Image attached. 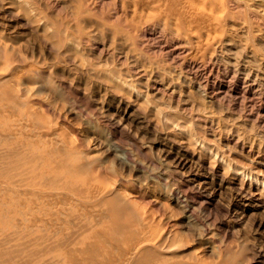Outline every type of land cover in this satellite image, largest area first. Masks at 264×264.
Listing matches in <instances>:
<instances>
[{"label":"rangeland","instance_id":"rangeland-1","mask_svg":"<svg viewBox=\"0 0 264 264\" xmlns=\"http://www.w3.org/2000/svg\"><path fill=\"white\" fill-rule=\"evenodd\" d=\"M252 1L259 31L240 40L254 48L264 39V0ZM75 3L0 0V37L14 38L2 50L46 72L45 87L30 90L28 106L70 146L100 156L108 181L130 188L128 194L114 182L128 204L170 230L179 264H264V100L255 99L260 112L251 111L248 100H214L175 74L164 76L156 92L151 81L158 78L134 76L143 64L134 59L146 54L94 19L72 22ZM53 32L65 43L59 52L48 37Z\"/></svg>","mask_w":264,"mask_h":264},{"label":"bare ground","instance_id":"bare-ground-1","mask_svg":"<svg viewBox=\"0 0 264 264\" xmlns=\"http://www.w3.org/2000/svg\"><path fill=\"white\" fill-rule=\"evenodd\" d=\"M75 1L69 13L71 21L79 24L83 18L94 19L95 25L112 29L109 32L130 46L128 49H141L146 54L144 59L142 53L136 54L134 60L143 64L141 70H133L134 76L158 78L151 81L156 92L162 89L164 76L175 74L177 79L188 78L214 100H248L250 110L260 112L254 102L264 100V39L261 37L262 45L254 48L240 40L250 41L259 31L254 29L259 5L252 0ZM57 34L48 37L58 50L65 43ZM2 37L0 264H179L172 253L175 248L170 230L154 225L152 217L140 215L128 204L125 193L129 194L130 188L115 178L113 184L108 181L98 164L100 156H89L87 150L70 146L66 136L35 115L28 106L33 96L29 92L45 84L46 72L26 62L21 64L13 50H2L8 46L1 44H11L14 39ZM114 182L126 192L120 193Z\"/></svg>","mask_w":264,"mask_h":264}]
</instances>
